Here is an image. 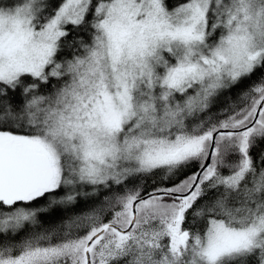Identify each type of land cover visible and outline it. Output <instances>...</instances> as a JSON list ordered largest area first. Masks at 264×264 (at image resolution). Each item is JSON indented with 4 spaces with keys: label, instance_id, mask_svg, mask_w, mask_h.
Instances as JSON below:
<instances>
[{
    "label": "snow or ice",
    "instance_id": "obj_1",
    "mask_svg": "<svg viewBox=\"0 0 264 264\" xmlns=\"http://www.w3.org/2000/svg\"><path fill=\"white\" fill-rule=\"evenodd\" d=\"M0 264H264V0H0Z\"/></svg>",
    "mask_w": 264,
    "mask_h": 264
}]
</instances>
